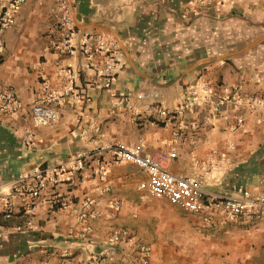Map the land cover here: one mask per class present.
<instances>
[{"label": "crops", "instance_id": "1", "mask_svg": "<svg viewBox=\"0 0 264 264\" xmlns=\"http://www.w3.org/2000/svg\"><path fill=\"white\" fill-rule=\"evenodd\" d=\"M9 1L0 0V17ZM60 1L26 0L2 34L0 89L14 88L21 105L0 112V196L12 189L19 173L69 164L97 142L141 143L147 154L174 148L177 157L168 171L195 178L209 197L264 193L262 111L250 105L238 111L226 102L215 112L198 86L209 82L214 98L234 85L246 95L261 91L264 0H64L72 6L75 43L84 32L98 31L123 51L110 88L99 86L101 78L87 67L90 60L83 53L69 54L62 47ZM105 61L96 53L94 62ZM70 74L80 102L65 99L54 125H35L32 107L42 83L60 89ZM192 87L199 103L168 125L145 113L135 121L131 109L115 103L126 96L142 105L148 101L136 98L139 91H157V102L176 108L183 103L182 92ZM29 133L33 141L26 139ZM105 163V177L87 164L72 181L46 188L32 214L15 197L12 216L6 217L0 199V264H84L113 246L109 264H141L144 246L151 249L149 264H264V214L229 219L216 210L191 213L140 188L148 178L142 167L115 162L109 152ZM52 194L63 204L52 207ZM85 199L93 201L98 215L79 216ZM88 225L91 231L79 237L77 231ZM116 228L128 229L132 241L123 237L113 244Z\"/></svg>", "mask_w": 264, "mask_h": 264}, {"label": "built area", "instance_id": "2", "mask_svg": "<svg viewBox=\"0 0 264 264\" xmlns=\"http://www.w3.org/2000/svg\"><path fill=\"white\" fill-rule=\"evenodd\" d=\"M25 1L10 0L3 9L0 17V58L5 53V42L2 34L14 24L15 16ZM57 27L64 50L69 54L76 51L83 53L90 60L87 67L93 69L101 78L99 86L110 88L117 78L123 58V51L119 44L105 33L98 31L84 32L80 41L75 43L74 38L77 28L72 15V6L68 1L59 2ZM96 53H103L106 56L104 64L100 65L94 62ZM73 79V75L70 74L68 81L60 89L49 82L42 83L32 107V120L35 125H54L60 117L57 107L65 99L71 97L73 103L80 102V93L75 88ZM198 86L206 93V99L215 112L219 111L226 102H232L233 108L238 111L243 106L250 105L252 108L262 111L258 121H264V82L261 91L257 94L246 95L242 86L234 85L224 87V94L219 98H214V89L209 82H201ZM158 97L159 93L157 91H139L136 98L139 101L148 102L138 105L128 97L121 96L117 97L115 103L123 104L131 109L135 121L145 113L148 116L158 118L164 125H168L173 118L192 111L200 100L196 87L182 92L183 103L176 108H170L157 102ZM20 105L21 101L14 88L0 89V112L15 111ZM242 120V115H238V123ZM179 124L180 127H185L184 122ZM26 139L33 141V134H27ZM108 152L115 162H131L147 171L148 178L139 183L140 188L146 189L154 195L165 196L171 203L184 208L188 212L208 213L216 210L229 219H257L264 214V193L254 197L213 198L205 193L195 178L170 173L167 164L177 157V151L174 148L147 154L143 152L141 143L130 145L124 142H97L89 152L76 154L69 164L39 165L19 173L14 180L12 189L0 196L5 216H12L15 208V197L25 203L24 211L32 214L38 206V198L46 188L49 186L56 187L61 183L72 181L87 164H91L94 174L105 177L107 175L105 153ZM49 201L52 207L63 204L55 194L50 196ZM94 215L96 216L98 213L93 209V201L85 199L81 203L79 216L88 218ZM89 231H91L90 225L79 229L77 235L85 237ZM123 237L132 241L128 229L116 228L112 232L110 241L116 244ZM141 251L143 255L141 264H149L150 247L144 246ZM115 252L116 248L114 246L110 247L101 255L93 257L84 264H109V257ZM65 255L69 256L70 252L66 251ZM96 259L98 261H95Z\"/></svg>", "mask_w": 264, "mask_h": 264}]
</instances>
